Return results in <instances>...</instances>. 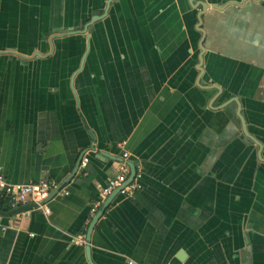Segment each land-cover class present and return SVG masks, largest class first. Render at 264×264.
Here are the masks:
<instances>
[{"label": "crops", "instance_id": "crops-1", "mask_svg": "<svg viewBox=\"0 0 264 264\" xmlns=\"http://www.w3.org/2000/svg\"><path fill=\"white\" fill-rule=\"evenodd\" d=\"M197 3L0 0V165L65 182L47 215L0 194V264H264V0ZM122 161L141 187L71 243Z\"/></svg>", "mask_w": 264, "mask_h": 264}, {"label": "built area", "instance_id": "built-area-1", "mask_svg": "<svg viewBox=\"0 0 264 264\" xmlns=\"http://www.w3.org/2000/svg\"><path fill=\"white\" fill-rule=\"evenodd\" d=\"M128 152L122 153V158L128 157ZM86 161V158L83 159ZM136 172L133 180L122 187V184L127 179L128 165L122 161L120 165V173L111 177L98 191V196L90 209V215L92 216L100 205L104 202L106 197L112 193L115 189H118V193L132 197L134 192L141 187L139 179L141 177V167L135 166ZM54 187V183L40 178L36 181L29 182H10L4 175L2 166L0 165V194L7 201L9 208L15 209L19 206L29 204V207L23 211L24 215H28L32 211H41L43 214H49L50 208L47 203V198L50 190ZM63 194H67L66 190L62 191ZM6 226H3L4 230ZM71 243L77 245H83L86 243L85 234L79 233L71 237ZM127 264H137L134 260H127Z\"/></svg>", "mask_w": 264, "mask_h": 264}, {"label": "water", "instance_id": "water-1", "mask_svg": "<svg viewBox=\"0 0 264 264\" xmlns=\"http://www.w3.org/2000/svg\"><path fill=\"white\" fill-rule=\"evenodd\" d=\"M196 3H197V0H190V4H196ZM108 5H109V3H108V4L106 5V7L104 8L103 14H105V13L107 12V10H108ZM196 6H200V7H201V12L198 14V17H197V18H198V22H200V18H201L200 16H201V14H203L202 12H203V9L205 8V5H204L203 2H199V3L196 4ZM99 17H100V16H93V17L91 18V21L88 22V23L85 25L83 32H85L87 29L90 31V30H91V26H90V25L92 24L93 21L99 19ZM200 32L202 33V36H201L200 41H199V48H200L201 53L199 54V65L197 66V69L199 70V74H200V75L198 76L197 83L202 85V82H203V81L200 80V76H201V73H202V66H201V63H202V53H203V51H204V47H203L204 31H203V30H200ZM37 54H38V53H37ZM199 81H200V82H199ZM216 89H218V88L216 87ZM232 103H233V104H232ZM228 104L230 105V107H231L233 110H235L236 115H237L238 118L240 119V122H241V128H242L243 134L246 136V138H247L248 140H253V139L251 138V136H250V135L248 134V132H247L246 123H245L244 117L242 116V114H241V112H240V107H239V104H238V100H237V99H232ZM255 143L260 147L259 142H255ZM101 154L103 155L102 152H101ZM259 154H260V153H259ZM80 162H81V158L78 159L77 164H76L75 168H74L73 171H72V174L75 173V171L77 170V167L80 165ZM127 163H128V165H129V168H130V170H129V175H128L126 181L122 184V187H123L124 185L129 184V183L133 180V177H134L135 172H136L135 164H134L133 162H127ZM72 174H71V175H72ZM69 177H70V176H69ZM64 183H65V182H62V183H60V184L54 186V187L50 190L47 200H49L50 197H51L53 194H55L56 192L60 191V190L62 189V187L64 186ZM118 190H119V188H118V189H115L112 193H110V194L106 197V199H105V201L103 202L101 208L96 212V214H95L94 217L92 218V220H91V222H90V224H89L88 230H87V232H86V240H87V241L90 240V233H91V231H92V228H93L94 223L97 221V219H98V218L101 216V214L104 212L105 208L109 205V203H110L112 197H113L116 193H118ZM85 250H86V258H87L88 262H89L90 264H94V263L91 261V259H90V247H89V246H86ZM178 257H179V258L183 257V253L180 252L179 255H178Z\"/></svg>", "mask_w": 264, "mask_h": 264}]
</instances>
